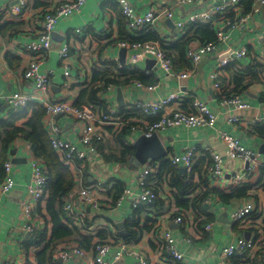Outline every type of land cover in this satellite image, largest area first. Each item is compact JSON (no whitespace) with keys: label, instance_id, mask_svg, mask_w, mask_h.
<instances>
[{"label":"crops","instance_id":"0c3cea01","mask_svg":"<svg viewBox=\"0 0 264 264\" xmlns=\"http://www.w3.org/2000/svg\"><path fill=\"white\" fill-rule=\"evenodd\" d=\"M59 1L61 0H28L27 7L20 15L4 19V12L12 9L18 0H0V28L3 27L2 30L0 29V97L14 94L32 96L34 93L35 81L24 76L30 58L19 55L18 51L26 43L38 41V33L43 25V9H52ZM216 1L203 0L201 5L196 7H177L173 21L165 19L159 21L153 29L137 32L131 31L126 20L122 18L118 0H87L81 14L59 21L53 36L52 48L46 53L39 68L41 74L49 76V91L53 98L71 100L75 103L81 91L80 87L92 82L93 70L104 71L111 64L115 72L117 69L138 70L146 77L148 75L157 78L158 83L148 86L141 82H129L120 87H107L101 97L108 105V109L129 112L136 103L156 101L177 93L180 99L177 100L176 105L181 111H192V103L194 100H199L206 103L217 116L215 128L180 126L159 132L157 135L165 155L144 165L107 163L95 154L89 156L88 162H83L80 175L73 168L68 167L75 177L74 190L78 189L81 183L93 187L96 183H103L105 186L110 182V185L109 189L95 188L98 209L89 210V206L80 200L74 205L75 215H73L76 218L63 212L66 218L62 216V221L75 229V233L71 238L59 243V254L81 247L77 243L81 236H94L95 245L107 243L113 253L122 250L120 243L125 245L123 255L118 259L111 257V264H223V249L236 242L239 237L250 234V239L255 242V248H248L242 254L245 258L239 264H262L264 134L259 129H262L264 125L248 127L244 130L230 123V108L220 104L223 92L222 94L217 92L209 80L210 73L219 63V56L209 55L201 61L202 66L200 63L197 66L193 65L187 58V51L204 44L201 42L202 35H198L196 29H188L183 35V31L177 30L174 24L185 19L192 12L210 7ZM129 2L136 11L144 14L152 7L166 6L170 0H129ZM252 7V11L246 14L245 22L240 23L235 29H224L229 37L228 42L217 47L218 54L225 53L229 48H247L246 57L230 63L222 68L221 72L224 88L229 89L230 92H239L243 101L250 105L249 110L242 112L243 120L246 122L263 115L262 102L264 101V3L253 0ZM238 12L243 13V9L239 8ZM220 26L218 25L216 29L218 30ZM79 29L81 33L78 34L76 31ZM151 30L158 33L162 49L172 58L174 75L166 77L163 71L157 68L153 53L144 48H127L119 45L132 40L130 34L135 36L144 31L141 35L139 34L144 36L152 32ZM178 43L187 46L184 48L186 49L185 65L182 55L172 49ZM66 44L70 45V78L65 77L67 70L60 57V50ZM184 72H189L190 76L180 78V74ZM3 106L5 104H1L0 108ZM56 120L63 125L64 139L82 150L80 135L83 126L70 118L61 117ZM217 130L237 136L244 146L259 154L262 163L260 171L254 177L247 179L242 187L227 190L208 176L207 157H197L195 172L191 176L183 166H173L174 171H180L186 175L188 185L200 183V186L194 190H189L190 194L186 199L191 200L192 203L189 208L184 209L175 202L171 186L174 173L169 169L170 165H166L159 169L156 175L150 177L154 186L159 189L160 203L146 208L143 213L135 212L131 203L140 193L136 175L142 168L148 167L154 161L162 163L169 156L180 155L185 148L193 146L209 148L215 153L226 155V145L218 138ZM139 136L141 135L137 132H132L130 137L132 147ZM133 149L135 153L136 149L134 147ZM10 154L13 159L12 176L16 185L11 192L1 198L0 264H36V253L41 246L36 244L29 246L27 242L33 240V233L39 228L44 230L47 227L50 230L52 227L49 221L50 216L46 211L48 189L40 207H34L30 216H27L24 203L28 200V187L31 182V168L28 162L37 154L32 144L24 139H18L14 143ZM245 167V162L241 159H225L224 181L229 183L230 176L243 173ZM43 168L45 169L44 161ZM45 171L47 172L46 169ZM118 182L123 184L121 194L128 190L133 194L126 193L125 202L115 206V195L118 191L115 187ZM69 193L64 199L65 204L69 200ZM247 206L256 211L254 214L256 221L234 223L231 219L232 213ZM178 217L187 219L178 224L175 223ZM46 219L47 224L44 225L43 221ZM121 222L124 223L125 234H122L116 226ZM134 223H138L142 228L137 225L132 226ZM206 223H213L211 233L202 232L201 228ZM134 229L138 233L135 239L125 241L119 236L128 237ZM188 229L197 235L192 239V243L186 242V239L190 238ZM101 231L104 236L97 237ZM165 232L171 234L174 239L176 249L183 255L181 260L172 259L162 248ZM84 252L83 256L73 253L67 260L60 258L59 262L62 260L61 264H96L95 250L84 249ZM242 255L237 256L243 257ZM226 264H235L233 257Z\"/></svg>","mask_w":264,"mask_h":264},{"label":"built area","instance_id":"2783aa9c","mask_svg":"<svg viewBox=\"0 0 264 264\" xmlns=\"http://www.w3.org/2000/svg\"><path fill=\"white\" fill-rule=\"evenodd\" d=\"M242 0H217L215 4L202 10L190 13L185 19L175 22L177 30L183 31V35L190 27L195 24L221 25L217 30L216 39L204 43L198 47L190 48L187 51V58L189 61L197 66L204 58L209 55L219 56V63L216 69L210 73L209 80L213 83V88L223 95L220 97V104L226 108H230L229 112L230 123L239 128L258 127L264 125V101L262 102L263 115L255 117L252 121L246 122L243 120L242 112L249 110L251 107L248 103L243 101L239 92H230L225 89L221 80L222 68L228 66L230 63L236 62L247 56V48H229L223 54H218L217 47L223 43L228 42V35L224 31L227 29H235L240 23L246 21L247 15L239 13V5ZM264 3V0H260ZM203 0H170V3L164 7L156 6L148 9L144 14L136 11L135 7L129 0H118L120 11L127 26L131 31L148 30L154 28L155 25L162 20H171L175 16V9L184 6H199ZM87 0H61L52 9H43L42 21L43 25L41 31L38 33V41L26 43L19 49L18 54L29 57L24 76L27 79L35 81L34 93L29 94H14L0 97V105H9L12 109L22 110L29 105L40 104L46 110L44 126L47 129L51 148L57 153L64 164L69 168H73L77 174L82 173L83 162L89 159L90 155H95L98 152L99 145L105 142L114 141L117 136L116 130H120L128 124L132 125V132L151 137L161 131L171 129L174 127L184 126L187 128H215L217 123V116L208 107V105L199 100H194L192 103V111H181L178 108L177 100L180 96L174 93L166 98L158 99L156 101L139 102L133 105L131 111H137L146 116L160 115L161 119L157 122H151L143 118L124 119V115L119 110L109 108L107 112L100 113L91 106L82 105L75 106L74 102L65 99H55L51 96L49 91V76L39 72L40 63L45 58L53 45V36L56 27L60 20L67 19L73 15L81 14ZM28 0H18V3L12 8L4 12V19H11L14 16L20 15L27 7ZM234 13L236 19H227L225 14ZM78 34L81 30L76 31ZM119 45L127 48H144L146 51L153 53L156 59L157 68L165 74L166 77L174 75V67L172 58L166 53L159 41L129 44L119 43ZM60 57L63 61V66L67 70L65 77L70 78V45L66 44L60 50ZM264 74V72H263ZM189 72L180 74V78H188ZM155 89V87H154ZM58 115L62 118H70L79 125L83 126L80 135V144L82 150L73 143L64 139L63 125L56 119ZM108 127H114L112 133L108 131ZM217 136L226 145V155H221L211 151L209 148H201L199 146L187 147L182 154L169 156L167 159L172 166H183L188 175H193L195 172V164L198 156L207 157L208 164L206 170L208 176L213 180L219 182L225 189H237L242 187L246 180L254 177L260 171L262 163L260 156L256 152L248 149L241 143V140L232 134L217 130ZM30 147V145L28 146ZM225 159L243 160L245 162V170L243 173H235L230 176L229 183L224 181L226 172L224 169ZM12 156L5 161L4 170L5 177L3 183L0 184V207L2 205V196L11 192L16 183L12 176L13 168ZM81 162L80 164H78ZM31 168V182L28 187V200L24 203L25 212L30 216L34 207L38 206L47 195L48 175L43 168V161L39 157L29 159ZM159 161H154L148 167L136 175L139 184V195L132 200V208L134 210L144 205L153 204L159 198V189L154 186L150 178L159 172ZM82 181H80L81 183ZM103 183H96L95 186H88L81 183L80 187L69 193V200L64 204L63 211L67 214H74V205L76 201L83 200L90 208V210L98 209L99 205L95 197V188L102 189ZM126 193L133 194L132 191H125L121 198L115 202V206H120L126 200ZM256 211L250 206L240 208L231 215L234 223H242L247 220L256 221ZM75 215V214H74ZM73 215V216H74ZM83 216V215H81ZM75 217V216H74ZM76 218V217H75ZM184 219H187L184 217ZM183 217H178L175 223L181 224ZM202 232L211 233L213 231V223H206L202 226ZM31 230V228H29ZM33 233V232H30ZM190 238L186 239L187 243H192L196 234L188 229ZM163 249L169 257L174 260H181L183 255L176 249L174 239L168 232L163 233ZM122 250L119 252H111L110 245L107 243L97 244L95 250L96 264H111V257L118 259L123 255L124 244L120 243ZM255 248V242L247 239L245 236L223 249V264L237 255H242L247 249ZM85 255L84 249L77 247L72 251L64 252L61 255L63 260L69 259L72 255ZM264 264V253L262 254Z\"/></svg>","mask_w":264,"mask_h":264},{"label":"trees","instance_id":"16d2710c","mask_svg":"<svg viewBox=\"0 0 264 264\" xmlns=\"http://www.w3.org/2000/svg\"><path fill=\"white\" fill-rule=\"evenodd\" d=\"M253 0H243L241 1L239 8L243 9L241 15H246L253 9ZM227 19H236L234 13L225 14ZM124 19V17H122ZM125 20V19H124ZM216 23L210 25L207 24H195L190 27L189 30H195L196 33L202 35V43H207L214 41L216 38ZM3 27L0 29L2 30ZM153 29V28H151ZM152 32L147 35L140 36L144 31L138 33V35H131L132 40L125 41L129 44L135 43H145V42H157L161 41L158 33L151 30ZM140 34V35H139ZM187 46L184 44H176L172 49L177 50L182 57L186 53ZM185 50V51H184ZM184 65L186 63L185 58L183 59ZM190 67V66H187ZM129 82H141L148 86L155 85L158 83V79L151 76L147 77L138 70H118L115 72L111 64L108 65V69L104 71L93 70L92 82L90 84L85 83L80 87L81 91L78 98L76 99L74 105L82 106L87 105L93 107L100 113H105L108 111V105L102 99V94L104 90L109 86H123ZM124 115V119L128 120L131 118H143L151 122H157L161 119L160 115L157 116H146L140 114L137 111H120ZM46 116V110L40 104L29 105L27 108L22 110H15L9 108L1 113L0 111V184L3 183L5 177L4 164L9 156L10 152L14 147V143L19 139H24L29 141L35 153L36 157L41 158L44 161L45 169L48 172V198L46 202V211L50 216L49 221L51 222V229L47 227L45 229L39 228L33 234V240H29L27 243L31 245H40L41 249L36 253V264H59L61 258L60 252H58V246L61 241L71 238L75 229L71 228L68 224L62 221L64 199L67 194L75 189L76 181L75 177L70 173L68 166L60 159V157L55 153V151L50 146V139L46 127L44 126V120ZM132 125L128 124L120 130H116L117 136L112 142L101 143L98 148V152L95 156H99L104 162L111 163L115 162L120 165H128L129 158L134 153V149L131 146L130 137L132 136ZM110 133L113 132L114 127L107 128ZM259 131L264 134V127L259 129ZM264 136V135H263ZM89 160V159H87ZM86 160V161H87ZM88 162V161H87ZM79 162L78 164H80ZM170 165L169 169L173 171L174 177L171 179V186L173 187L174 199L179 206L187 209L190 207L191 200L186 199L190 194L189 190H194L199 184L188 185L186 183V175L180 171H174L173 166H171L168 160H164L160 163L159 169L162 167ZM110 182L104 186L105 189H109ZM123 184L118 182L116 185V201L117 202L123 194L122 192ZM196 203L195 200H193ZM160 202L156 200L153 204L144 205L136 209L135 212L143 213L146 208L152 206H157ZM40 207V204L37 208ZM135 221V220H134ZM133 221V222H134ZM44 225L47 224L43 221ZM138 226L142 228L138 223H134L132 226ZM131 226V225H130ZM131 226V228H132ZM146 227V226H145ZM143 227V228H145ZM103 231L98 233L97 237H102ZM123 240L128 241L138 237L137 231L131 230V234L127 237L125 235H119ZM94 236H81L80 240L77 242L79 245L89 250L95 248ZM104 239V238H103ZM243 256V255H242ZM243 257L235 256V264H239Z\"/></svg>","mask_w":264,"mask_h":264},{"label":"water","instance_id":"95a60500","mask_svg":"<svg viewBox=\"0 0 264 264\" xmlns=\"http://www.w3.org/2000/svg\"><path fill=\"white\" fill-rule=\"evenodd\" d=\"M202 64L203 62H200V66H202ZM9 107V105H5L0 108V111L4 112L6 109H9ZM61 117L62 115H58L57 119ZM133 147L136 149V152L129 160V163L133 166H139L141 164L144 165L145 163L153 159H159L165 155V151L163 150L157 134H154L151 137H146L145 135L139 136L138 139L134 142ZM151 151H153L154 153H150ZM116 226L118 227V229H120L122 234H125V230H123V222L116 224ZM245 236L247 239H250V234ZM62 262L63 261L61 260L59 264H61Z\"/></svg>","mask_w":264,"mask_h":264}]
</instances>
